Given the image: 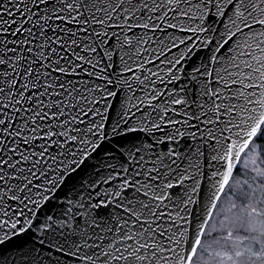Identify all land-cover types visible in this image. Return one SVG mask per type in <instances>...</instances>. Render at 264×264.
<instances>
[{"label":"snow or ice","instance_id":"snow-or-ice-1","mask_svg":"<svg viewBox=\"0 0 264 264\" xmlns=\"http://www.w3.org/2000/svg\"><path fill=\"white\" fill-rule=\"evenodd\" d=\"M0 264H264V0H0Z\"/></svg>","mask_w":264,"mask_h":264},{"label":"rangeland","instance_id":"rangeland-1","mask_svg":"<svg viewBox=\"0 0 264 264\" xmlns=\"http://www.w3.org/2000/svg\"><path fill=\"white\" fill-rule=\"evenodd\" d=\"M208 242H209V243L211 242L210 238H208Z\"/></svg>","mask_w":264,"mask_h":264}]
</instances>
